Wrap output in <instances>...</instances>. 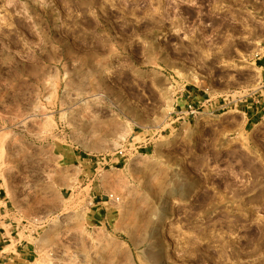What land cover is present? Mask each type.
Instances as JSON below:
<instances>
[{
  "label": "rangeland",
  "instance_id": "rangeland-1",
  "mask_svg": "<svg viewBox=\"0 0 264 264\" xmlns=\"http://www.w3.org/2000/svg\"><path fill=\"white\" fill-rule=\"evenodd\" d=\"M248 90L264 0H0V264H264Z\"/></svg>",
  "mask_w": 264,
  "mask_h": 264
},
{
  "label": "crops",
  "instance_id": "crops-1",
  "mask_svg": "<svg viewBox=\"0 0 264 264\" xmlns=\"http://www.w3.org/2000/svg\"><path fill=\"white\" fill-rule=\"evenodd\" d=\"M260 95L262 98L260 99L259 107L264 105V95L262 94ZM253 109L255 111L253 114L251 113V116L257 114V107L253 106L250 110L252 111ZM249 111L247 110V112ZM15 215H16L15 211L12 209V205L10 204L9 199H7L6 196L4 195V190L0 185V246H1L0 252H2L4 247L7 245L5 243L10 240L11 230L14 227H18V224H16L15 221ZM2 243L4 244L2 245ZM17 249H16V255L3 256L2 258L4 260L2 261V264H25L27 260L23 258L25 255L24 249L21 248L18 250Z\"/></svg>",
  "mask_w": 264,
  "mask_h": 264
},
{
  "label": "built area",
  "instance_id": "built-area-1",
  "mask_svg": "<svg viewBox=\"0 0 264 264\" xmlns=\"http://www.w3.org/2000/svg\"><path fill=\"white\" fill-rule=\"evenodd\" d=\"M186 99H185V106H186V109H185V112L188 113V114H193L195 112V110H193V106H192V103H193V100L196 99V97L192 94L191 91H186ZM199 99L198 103L200 106H204L205 103H208L209 102V99H202L201 100V97L200 95L197 96ZM261 95L258 94V91L257 90H248L246 92L245 95H241V97H239V99L235 100V99H232L235 104L238 103V102H242V103H248V105H245V108L247 109H251L253 106H256L258 108V106L260 105V99H261ZM222 100L221 103L219 100H217L216 102H214V108L217 107L214 109H212V112L214 111H218V110H222L223 108L227 107L226 105L227 104V98L226 99H220ZM236 106V105H235ZM210 112V113H212ZM178 113H183V111H179ZM109 198H112V196L110 195Z\"/></svg>",
  "mask_w": 264,
  "mask_h": 264
},
{
  "label": "bare ground",
  "instance_id": "bare-ground-1",
  "mask_svg": "<svg viewBox=\"0 0 264 264\" xmlns=\"http://www.w3.org/2000/svg\"><path fill=\"white\" fill-rule=\"evenodd\" d=\"M192 80H194V81L196 82L197 77L193 76V79H192ZM11 244H12V243H11ZM9 250H10V246H9V245H6V246L4 247V249H3L2 252H7V251H9Z\"/></svg>",
  "mask_w": 264,
  "mask_h": 264
}]
</instances>
